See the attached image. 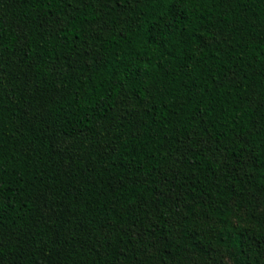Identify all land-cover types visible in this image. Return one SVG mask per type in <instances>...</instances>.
I'll use <instances>...</instances> for the list:
<instances>
[{"label":"trees","instance_id":"trees-1","mask_svg":"<svg viewBox=\"0 0 264 264\" xmlns=\"http://www.w3.org/2000/svg\"><path fill=\"white\" fill-rule=\"evenodd\" d=\"M0 264H264V0H0Z\"/></svg>","mask_w":264,"mask_h":264}]
</instances>
